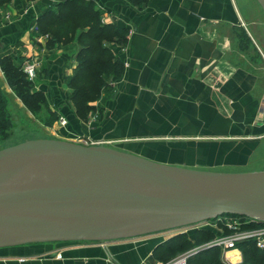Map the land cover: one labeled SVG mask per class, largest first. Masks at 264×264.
<instances>
[{
  "label": "crops",
  "instance_id": "1",
  "mask_svg": "<svg viewBox=\"0 0 264 264\" xmlns=\"http://www.w3.org/2000/svg\"><path fill=\"white\" fill-rule=\"evenodd\" d=\"M61 1L0 4V49L21 56L22 46L39 56L37 87L66 117V125L56 124L65 138L187 168L249 164L264 136V17L250 0H91L103 22L128 34L117 54L124 72L87 119L71 109L65 82L77 64L65 49L79 44L82 28L67 43H50L39 30L42 15L63 9ZM156 241L140 235L9 245L0 247V264H157ZM227 254L243 258L239 246Z\"/></svg>",
  "mask_w": 264,
  "mask_h": 264
},
{
  "label": "water",
  "instance_id": "2",
  "mask_svg": "<svg viewBox=\"0 0 264 264\" xmlns=\"http://www.w3.org/2000/svg\"><path fill=\"white\" fill-rule=\"evenodd\" d=\"M228 215L264 222V170L187 168L57 138L0 149V247L129 238Z\"/></svg>",
  "mask_w": 264,
  "mask_h": 264
},
{
  "label": "trees",
  "instance_id": "3",
  "mask_svg": "<svg viewBox=\"0 0 264 264\" xmlns=\"http://www.w3.org/2000/svg\"><path fill=\"white\" fill-rule=\"evenodd\" d=\"M10 0H0L6 4ZM143 1V0H142ZM64 8L60 11L49 9L42 15V27L39 30L49 32L50 43L58 41L67 43L73 40L74 31L81 27L79 42L81 47L77 51V64L71 75L65 79L67 85V101L74 114L82 119H87L91 111L96 110V102L104 92V87L109 85L110 79L122 76L125 64L116 54V47L106 44V38H117V42L127 41L128 29L116 22H103L102 11L97 9L91 0H62ZM84 21V23H82ZM87 25V26H86ZM85 26L88 29L85 30ZM117 46V45H116ZM0 65L5 78L15 94L24 101L25 106L35 115L41 110V103L46 107L48 114L41 115V122L52 125L62 114L58 108L49 105L46 93L36 88L33 80L12 55H2ZM7 97L0 87V138L8 136L12 128L13 118L6 107ZM42 100V102H38ZM254 223L251 225L253 226ZM228 228L223 232L207 227H198L192 231L193 236L187 232H179L166 240H161L155 251L159 259L167 261L177 254L197 245L211 241L220 233H229ZM242 250L243 260L251 264H264V248L257 246L252 240H243L238 243ZM188 264H225L221 247L213 246L203 248L192 255Z\"/></svg>",
  "mask_w": 264,
  "mask_h": 264
},
{
  "label": "rangeland",
  "instance_id": "4",
  "mask_svg": "<svg viewBox=\"0 0 264 264\" xmlns=\"http://www.w3.org/2000/svg\"><path fill=\"white\" fill-rule=\"evenodd\" d=\"M250 3L252 6V11L255 12V15L257 16L259 14V17H260V15L264 17V8H263L262 4L259 2V0H250ZM259 28L262 29L259 32L264 34V25H261ZM126 34H128V32H126ZM262 34H260V38L264 42V35H262ZM104 42L106 44H109V45L114 44V46L116 47V54H118V50H119L120 46H118L119 43L117 42V38H115V37L112 39L106 38ZM79 44H80V42H79ZM79 44H75V46H72L73 44H71L70 46H67V48L69 47L68 49H65V50H69V52H70L68 54L70 64H74V60L77 61V51L81 47V46H79ZM243 46H245L244 43H243ZM19 47H20V51H21V56H16V55H13L11 53H8V51L5 49L4 50L0 49V57L2 55H12L14 57V61L18 62L20 65H22V68L26 64H29L32 62L37 63L40 60L38 58L39 56H37L36 53H33V57H32V55H30L31 53H28L30 50L28 51L27 49L23 48L22 46H19ZM42 49H43L42 46H39L36 51H38L39 54H41ZM33 52H35V51H33ZM28 60H30V61H28ZM1 71L2 70L0 68V87L7 97L6 107L9 111L10 116L13 118V123H12V128L9 129L7 132L8 136H6L3 139L0 138V149L5 148L7 146L18 144V143L26 141V140L37 139V138H57V139H65V140H69L72 142H77V143L84 144V145H98V144L91 143V142H84L82 139L65 138L63 132L60 133L59 129L57 128V125L60 123V117L52 125H46L43 122H41L39 119L41 117V115L46 116L48 114L47 109L43 105V103H41V105H40L41 110L38 111L37 115H35L30 109H28L25 106L24 101H22L20 99L22 101V103H21V101L18 98V95L15 94V91L13 89H8L9 84L6 81L4 72H1ZM262 72H263V70H262ZM2 73L4 74V76H2ZM39 76H41V75H39ZM28 78L33 80V82L37 88V86L40 82L38 79V75H36L34 78H30V77H28ZM112 81H113V79H110L109 85L104 87L103 91H105L111 87ZM48 99H49V97H48ZM38 102H42V100H39ZM50 103L51 102L49 100V105H50ZM263 118H264V116H263ZM66 124H67V122H66ZM66 124H64V125H66ZM64 125H62V126H64ZM260 134H264V132H260ZM260 137H262V136H260ZM260 140H261V143H259V144H261V145L255 149H253L252 158H251L249 164L246 163L244 165L243 164L242 165H222V166H217L215 168H209V169L207 168V169H203V170H210V171H217V172H228V173L252 172V171L264 170V136ZM233 218H234V220H238L242 224V222L244 221L242 218H245V217L233 216ZM216 220H214V221H211V220L201 221L198 223L188 224V225H184V226L177 227V228L166 229V230H162V231H158V232H154V233H149V234H145V235H141V236H142V238H144V237L152 238V240L154 238H156V240H158V241H156L157 243H153L155 246V247L154 246L153 247H154V249H156L159 240H166L169 237H171L172 235L178 234L179 232H187V234H188L187 236L191 237V236H193L192 231L198 227H200V228L201 227H207V228H212L213 230L217 229L219 232H221V230H223V228H228L225 226V223H222L221 221H216ZM245 226L246 225H242V226H238V227H240V229H241ZM230 232H231V230H230ZM190 247H188V250L190 249ZM155 259L159 263V262H162L163 260H165L166 258L159 259L156 256Z\"/></svg>",
  "mask_w": 264,
  "mask_h": 264
},
{
  "label": "built area",
  "instance_id": "5",
  "mask_svg": "<svg viewBox=\"0 0 264 264\" xmlns=\"http://www.w3.org/2000/svg\"><path fill=\"white\" fill-rule=\"evenodd\" d=\"M23 69L30 78H34L36 76L37 64L35 62L26 64L23 66ZM66 122V117L61 115L60 124L64 125L66 124ZM228 216L219 217L216 221H221L222 223H225V226L228 227L231 232L220 233L218 236H216L209 242L194 246L193 248L183 251L167 261H162L157 264H188V260L192 255H194L205 247L208 248L213 246H218L222 248L223 261L225 262V264H251L249 262L244 261L243 258L237 261H233L230 259V256H228L227 252L229 249L237 247L238 243L243 240H252L257 244V246L264 248V222H258L248 217H245L242 218L244 221L241 224V222H239L238 220H234L233 216ZM253 223L254 225L251 226ZM242 225L246 226L240 229V227L238 226ZM221 232H223V230H221ZM56 256L58 258H61L62 253L57 252Z\"/></svg>",
  "mask_w": 264,
  "mask_h": 264
}]
</instances>
